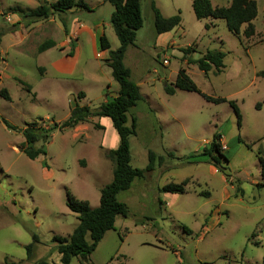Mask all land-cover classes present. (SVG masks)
I'll list each match as a JSON object with an SVG mask.
<instances>
[{
	"label": "rangeland",
	"instance_id": "obj_1",
	"mask_svg": "<svg viewBox=\"0 0 264 264\" xmlns=\"http://www.w3.org/2000/svg\"><path fill=\"white\" fill-rule=\"evenodd\" d=\"M55 1L0 0V90L10 97H0V264H57L53 238H68L78 224L66 206L68 196L96 208L101 189L112 180L114 163L106 151L117 147L118 136L107 118L55 131L46 155L33 161L19 151L27 125L48 128L66 120L75 105L95 110L118 92L99 51L102 35L110 50L119 47L110 25L113 7L105 0H84L86 9L46 20L23 15ZM152 1L163 17H181L161 45ZM254 1L255 33L245 38L246 25L233 35L223 20H197L192 0H139L143 25L123 63L143 100L129 111L126 125L135 119L130 165L145 168L152 152L155 167L117 195L128 214L116 218L91 254V264H264V179L257 161L258 154L264 158V0ZM210 2L226 8L231 0ZM49 40L55 46L38 53ZM70 41L73 57L66 56ZM187 47L195 50L188 55L192 60L207 51L223 52L222 72L204 75L186 64L180 50ZM180 68L197 92L174 88ZM165 85L174 95L165 93ZM230 101L238 107L239 125ZM215 132L229 161L228 183L200 156ZM181 182L183 194L161 191ZM33 235L38 242L28 259L25 247ZM70 264L80 263L73 258Z\"/></svg>",
	"mask_w": 264,
	"mask_h": 264
},
{
	"label": "trees",
	"instance_id": "obj_2",
	"mask_svg": "<svg viewBox=\"0 0 264 264\" xmlns=\"http://www.w3.org/2000/svg\"><path fill=\"white\" fill-rule=\"evenodd\" d=\"M105 1L113 7L110 25L119 42V47L114 51L110 50L108 40L102 35L99 37V51L107 52L104 62L110 68L113 81L118 85L116 96L102 103L95 110L86 105H75L70 109L66 120L61 123L53 122L48 128L31 123L22 130L24 142L20 145L19 151L23 152L32 161L40 155H46L45 145L55 131L74 128L77 125L87 123L91 118L109 119L118 136L117 147L106 151V157L114 163V169L111 182L100 191L99 205L96 208H91L87 201H79L68 196L66 206L72 213L77 215L78 224L68 238H53V241L58 244L57 252L60 255L57 264H70L73 258L77 259L80 264H91V254L95 251L105 233L114 228L116 218H125L128 214L127 206L117 200V195L122 191L128 190L135 179L143 178L145 173L152 172L155 167L156 156L152 152L148 153V164L145 168L136 169L130 165L129 137L136 133L135 119H131L129 127L126 125L129 111L143 100L138 85L130 80V70L123 63L127 48L134 45L136 33L143 25L139 0ZM191 6L197 20H223L227 30L233 35H238L241 27L246 25L243 31L245 38H250L255 33L252 21L257 16V8L254 0H231L230 5L226 8L213 7L210 0H192ZM75 8L86 9L87 5L84 0H56L51 4L44 2L26 14L23 13V15L35 20H46L51 15L66 14ZM151 10L153 12V26L156 35L169 33L179 27L181 23L179 14L163 17L153 1L151 2ZM62 25L65 35H68L64 21H62ZM54 46V42L49 40L42 43L37 48V51L41 53ZM73 48V43L70 41V51L66 54L67 57L73 56ZM180 51L186 64L196 65L197 69L204 75H207L212 70H214V74H220L224 68L223 59L225 54L221 51H207L197 60L188 58L189 54L195 52L191 47ZM261 75L264 76V73L262 72ZM174 88L187 92H197L196 87L182 68L176 74ZM164 91L170 96L175 93V90L168 85H165ZM0 97L10 101L5 89L0 90ZM205 99L216 104L226 102L224 99H212L209 97H205ZM228 104L232 108L239 125L241 116L237 105L233 101L228 102ZM260 108V105L257 104L256 109ZM39 121H41L40 118ZM3 123L7 129L15 130L6 121H3ZM95 127L102 129L99 125ZM238 142H240L239 138ZM38 143L42 144L39 148L36 147ZM200 156H206L208 164L222 174L224 180L228 183L230 178L227 173L229 161L224 155L221 135L218 132H215L211 141L203 147ZM257 161L260 165L261 178L264 179V158L258 154ZM43 166L48 168L45 163H43ZM185 186V182L179 184L170 183L163 186L161 191L171 194H183L185 193ZM236 194H242V190L237 188ZM32 240V243L25 247L28 259L32 255L33 245L38 242L37 236L33 235ZM5 264L18 263L5 262ZM36 264L49 263L39 261Z\"/></svg>",
	"mask_w": 264,
	"mask_h": 264
},
{
	"label": "crops",
	"instance_id": "obj_3",
	"mask_svg": "<svg viewBox=\"0 0 264 264\" xmlns=\"http://www.w3.org/2000/svg\"><path fill=\"white\" fill-rule=\"evenodd\" d=\"M172 32V31H171ZM170 33V32H169ZM169 33H165V34H161V35H157V38H156V43L158 42V44H160L161 42V39L165 36V35H169ZM71 36H73V35H71ZM161 45V44H160ZM134 46V45H133ZM104 55H105V57H107V52L106 51H104V52H102ZM74 55V54H73ZM73 57V56H72ZM100 119H102V118H100ZM111 123V122H110Z\"/></svg>",
	"mask_w": 264,
	"mask_h": 264
}]
</instances>
